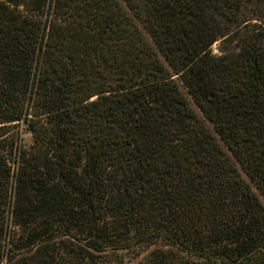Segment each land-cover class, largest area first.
<instances>
[{
  "label": "trees",
  "instance_id": "16d2710c",
  "mask_svg": "<svg viewBox=\"0 0 264 264\" xmlns=\"http://www.w3.org/2000/svg\"><path fill=\"white\" fill-rule=\"evenodd\" d=\"M127 261L264 264V0H0V264Z\"/></svg>",
  "mask_w": 264,
  "mask_h": 264
},
{
  "label": "rangeland",
  "instance_id": "374dc122",
  "mask_svg": "<svg viewBox=\"0 0 264 264\" xmlns=\"http://www.w3.org/2000/svg\"><path fill=\"white\" fill-rule=\"evenodd\" d=\"M143 30H144V33H145V35H146V37L150 40V41H152L151 40V38H150V36L148 35V33L146 32V30L143 28ZM218 46H219V42H216L215 44H214V46H213V48H214V50H215V52H218ZM160 56H161V58L163 59L164 57L160 54ZM32 142V136L30 135V133H25V136H24V143H26V144H30ZM243 175L247 178V176H246V174L245 173H243ZM248 179V178H247ZM125 264H137V261H127Z\"/></svg>",
  "mask_w": 264,
  "mask_h": 264
}]
</instances>
